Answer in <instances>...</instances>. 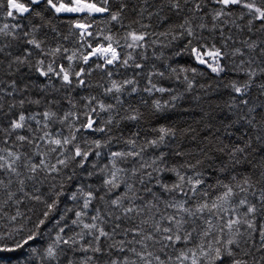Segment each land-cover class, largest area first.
I'll return each instance as SVG.
<instances>
[{"label": "snow or ice", "instance_id": "1", "mask_svg": "<svg viewBox=\"0 0 264 264\" xmlns=\"http://www.w3.org/2000/svg\"><path fill=\"white\" fill-rule=\"evenodd\" d=\"M110 2L0 0V18L15 22L0 25V55L11 57L9 69L17 65L15 70L19 71L20 66H27L34 68L41 77H57L69 86L73 84V77L78 86L85 85L81 77L86 70L83 67L75 69V61L85 65L93 58L103 61V65L96 63V68L116 63L130 66L132 54L122 59L118 48H147L148 38L153 33L130 30L117 38L111 32L103 34L101 29L99 34L106 44H93L88 39L96 38L89 30L94 27L92 18L95 15L108 14L109 22L121 21L126 5L120 3L113 8ZM143 2L148 4L149 0ZM185 5L191 6L185 8ZM154 6L155 12L141 8L140 15L147 12L149 19L157 16L161 20L174 15L178 20L156 33L164 39H153L152 44L167 48L173 41L182 40L183 45L176 55H188L196 64L206 66L217 75L225 71L221 61L226 53L215 44L209 46L204 42L203 32L215 33L219 29L223 37L222 25L239 27L236 21L248 17V31L260 21L257 31L264 33V0H159ZM165 8L167 12L161 16ZM45 12L57 18L74 14L76 18L70 21L69 35L77 37V42L90 51L74 50L65 55L69 50L63 44L45 47L46 34L44 39L38 36L41 29L49 27L54 33L58 31ZM148 27L150 25L141 24V28ZM63 38L67 40L69 36ZM21 40L29 46L23 49L24 54L13 56L6 51L13 41ZM243 43L249 53H255L264 40ZM34 55L33 64L30 58ZM232 55L244 56L245 53L235 48ZM260 55L264 56V48H260ZM44 57L50 60L46 62ZM57 58H66L68 66L57 64ZM254 62L253 59L247 61L249 65ZM244 63L241 61L239 71L247 79L242 84L232 82L229 85L241 97L247 94L258 74L264 75V67L245 69ZM131 66L143 67L140 63ZM171 72L177 80L183 74L182 82L187 86L186 91H190L193 81L188 73L195 76L199 69L173 67ZM107 75L110 77L111 72ZM153 75L165 77L163 71L150 73V86L145 91L149 94L171 91L153 83ZM129 85L132 86L130 92L137 90L133 79L120 83L112 80L104 95L116 94L114 98L120 103L118 94ZM9 87L13 91L0 88V93L13 95L17 90L16 82L12 81ZM259 87L264 90V83ZM4 95H0V111ZM179 98L173 95L171 101L165 103L156 100L153 108L162 112ZM86 99L83 118L73 110L62 115L51 109L29 115L21 110L8 128H0L4 134L0 139V261L4 254L24 253L16 259H26L27 264H264V166L244 175L236 173L234 167L242 160L247 161L251 140L227 149L232 167L223 165L220 172L229 175L208 182L206 167L214 170L215 166L209 153L203 150V155L194 161L183 160L172 166L168 164L170 153L159 151L155 155H144L149 148L167 146L169 138L176 136V130L167 126L156 128L157 135L142 144L129 138L124 141L125 150L109 149L105 153L103 150L112 143L107 133L111 131L108 126L113 124L114 118L109 115L102 124L97 120L100 113H112L116 106L97 101L94 96ZM26 102L40 103L20 99L19 108L23 109ZM240 103L247 107L248 113L241 119L255 133V139L264 144V115L256 113V107L249 106L247 99H241ZM16 107V102L9 104V110ZM75 107L73 103L72 108ZM261 107L264 108V104ZM122 119L137 121L141 114L134 109ZM29 121L36 127L33 128ZM57 124L60 128L54 130ZM85 133H105L107 138H90ZM218 151L224 152L225 148ZM261 152L264 153V148ZM175 155L183 157L184 153L177 151ZM102 156L107 157V162L100 166ZM129 159L137 161L138 167H123ZM205 160L209 161L208 166ZM164 173H171L175 179L167 182L161 178ZM97 175L103 178L100 186L85 183ZM141 191L145 195H141ZM100 204L103 208L98 206ZM109 220L115 221L111 230L105 227ZM117 236L122 239H116Z\"/></svg>", "mask_w": 264, "mask_h": 264}, {"label": "trees", "instance_id": "2", "mask_svg": "<svg viewBox=\"0 0 264 264\" xmlns=\"http://www.w3.org/2000/svg\"><path fill=\"white\" fill-rule=\"evenodd\" d=\"M120 3L126 5L122 14L121 21L109 22L108 14H97L92 20L94 27L89 29L94 33L95 39L89 37L88 39L96 44L97 42L107 43L103 40V36L100 35L101 29L103 34L115 35L117 38L122 37L130 30L147 31L153 33L148 38V47L142 49H128L126 47L118 48L121 54V58H127L129 53L132 54L133 60L129 62L130 66H123L121 63L114 65H106L102 68H96L95 64L100 63L103 65V61L96 60L93 58L89 61L88 65L82 62H73V67L79 69L83 67L85 75L81 77L85 80V85L78 86L73 77V84L71 86L65 85L57 77L51 79L47 77H41L35 71L34 68L30 69L27 66H20L19 71H16L17 65H13L12 69L8 68V63L11 57L0 55V88L6 89L7 91H13L9 84L12 81L16 82L17 90L13 95H4L3 99V110L0 111V128H8L10 121L17 117V114L22 110L26 115L42 113L45 110L51 109L57 111L58 114L62 115L68 110H73L81 113L86 111L85 105L87 104L88 97H96L97 101H103L108 104L111 103L116 106L112 113H100V119L97 120L98 124L103 123V119L109 115L113 116V124L108 127L111 129L107 136L112 137V143L108 149L103 151L106 153L109 149L111 151L125 150L127 145L124 143L125 140L132 138L137 140L138 144L144 143L146 140H150L157 135L155 129L160 126H167L176 130V136L170 137L168 145L160 149L149 148L145 156L149 154L155 155L159 151L170 153L168 156V164L172 166L175 163H180L183 160L192 159L193 161L202 156L203 152L209 153L212 158V167H206L205 179L208 182H214L217 178H223L229 175L228 172H220L223 165H230L227 158V149L233 146L242 145L248 140L252 141V148L248 150L247 161H243L235 165L236 173L239 175L251 174L253 171H257L258 166H264V153L261 149L264 148V144H261L255 139V133L249 128L245 120L241 119V116H247V107L240 103L241 99H247L249 106L256 107V113L264 115V108L261 107L264 104V90L259 85L264 83V75H257L253 81L252 87L248 90L247 94L243 97L238 96L232 88L229 86L232 82L242 84L247 77L239 71L241 61H245L243 67L245 69L251 67L259 69L264 67V56L260 55V48H264V44L256 49L255 53H249L246 45L243 41L255 40L259 42L264 40V33L257 31V28L262 23L257 21L253 25V30L248 31L247 19L237 20L235 25L228 24L222 25L223 37L220 35L219 29L215 33L205 31L202 35L209 46L215 44L220 47L221 50L226 53L221 64L225 67V71L219 75L212 73L209 68L204 65L196 64L188 55H176L178 49L183 45L182 40L173 41L170 47L162 48L152 44L153 39H161L163 37H157L155 34L160 31L166 30L170 23L178 20V17L170 15L169 18L161 20L157 16L148 18V13L140 15L141 8H147L148 12H155L156 8L154 5L159 3V0H149L148 4H144L143 0H111L110 7H117ZM191 5H185V8ZM167 12L161 13L164 16ZM45 15L51 21L58 31L56 33L51 31V28L44 27L38 34L39 38L44 39L45 34L47 36L45 40V47H55L58 44H63L64 47L68 48V54L72 51H90L86 47L80 45L77 42V37L69 35L70 21L75 19L74 14H65L63 18H57L51 13L45 12ZM139 21V23H137ZM15 23L11 20H5L0 18V25L3 23ZM39 23L38 21H33ZM210 23V18H209ZM141 24L150 25L148 28H141ZM75 31V30H73ZM69 36L67 40L63 37ZM231 36L232 39H227ZM55 37V38H54ZM169 39H171L169 37ZM121 45L125 44L123 39L120 40ZM225 43L227 46H225ZM29 47L23 44L22 40L12 42V47L6 49L7 52H11L13 56L22 55L23 49ZM235 48H240L245 55H232ZM163 53L161 57L160 54ZM32 63H35L36 56L30 58ZM45 61L50 60L49 57H44ZM253 59L255 62L249 65L247 61ZM64 64L68 66L66 58H57V64ZM134 63H140L143 65L142 68H135L131 65ZM180 67H195L199 69L198 74L193 76L188 73L189 78L193 81V87L190 91H186V84L183 83V74L180 79L177 80L175 75L171 72V68ZM155 71H163L165 77L157 75L151 76L153 83L158 86L165 87L171 91L166 93H158L145 91L149 87V75ZM9 72L12 74L10 75ZM111 72V76L107 75ZM90 73V74H89ZM127 79H133L136 82V91L130 92L131 85H129L125 91L119 95L120 103L114 98L116 94L104 95L106 88L111 86V81L115 80L118 83L123 82ZM173 95L179 96L180 98L172 101L169 107L162 112H156L153 108V103L156 100H160L161 103L171 101ZM25 99L26 101H40L37 105L35 103H25L23 109L18 106V101ZM16 102L17 107L9 110V104ZM75 103V109L72 108V104ZM96 102L93 101V104ZM174 104V106H172ZM134 109H138L141 114V119L137 121H129L122 119L123 117L132 114ZM253 113L252 115H256ZM38 119L42 117L38 116ZM257 120L260 116L257 115ZM33 128L36 127L34 122L29 121ZM54 130H58L60 125H54ZM27 134V133H25ZM3 133L0 132V139L3 138ZM79 135V134H78ZM90 138H107L105 133H85ZM10 141L9 143H11ZM219 148H225L224 152L218 151ZM203 150V152H202ZM177 151L184 153L183 157L175 155ZM107 162V157H101V164ZM209 161L205 160V166H208ZM125 168L138 167V162L129 159L127 163L123 165ZM150 171V169H149ZM162 179H166L167 182L171 183L175 177L171 173L161 174ZM102 176L97 175L86 180L85 183H91L93 187H98L102 184ZM138 188L141 185H136ZM157 190L158 189H154ZM100 194H103L101 191ZM145 195L143 191L140 193ZM251 199V198H250ZM69 204L71 202H68ZM139 203V201H138ZM103 208V204L98 205ZM115 221L109 220L105 225L107 230H111L112 224ZM116 239H122L121 236H117ZM107 243V242H104ZM24 253L4 254V258L0 261V264H27V260H17L16 257L23 256Z\"/></svg>", "mask_w": 264, "mask_h": 264}]
</instances>
